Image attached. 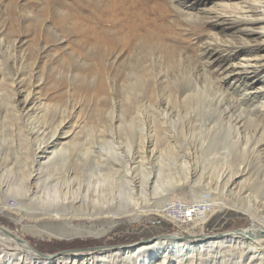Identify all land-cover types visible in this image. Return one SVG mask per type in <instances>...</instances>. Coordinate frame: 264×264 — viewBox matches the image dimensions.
Returning a JSON list of instances; mask_svg holds the SVG:
<instances>
[{"label": "rangeland", "instance_id": "1", "mask_svg": "<svg viewBox=\"0 0 264 264\" xmlns=\"http://www.w3.org/2000/svg\"><path fill=\"white\" fill-rule=\"evenodd\" d=\"M261 1L0 0V207L10 209L0 226L32 241L43 259L78 250H136L146 241L178 242L182 234L221 242L217 255L190 264H249L250 244L241 236H250L249 214L264 227L261 133L248 112L233 108L234 97L220 109L211 73L196 66L201 54L213 64L231 61L224 48L240 38L235 6ZM127 12L144 19L129 20ZM212 33L224 35L221 44L210 42ZM26 99L33 101L27 119L16 110ZM53 133H62L60 144L49 161L41 160L37 150ZM246 170L241 200L227 194L225 211L207 213L203 231L190 220L185 230L151 213L137 222L124 215L92 223L66 219L64 225L26 221L19 232L11 209L19 206L30 220L65 198L75 199L68 213L78 216H112L131 196L141 210L177 198L200 204L214 193L217 175ZM232 236L241 244L230 250ZM254 236L264 239V231Z\"/></svg>", "mask_w": 264, "mask_h": 264}, {"label": "bare ground", "instance_id": "2", "mask_svg": "<svg viewBox=\"0 0 264 264\" xmlns=\"http://www.w3.org/2000/svg\"><path fill=\"white\" fill-rule=\"evenodd\" d=\"M232 1L247 2V0H232ZM235 11L237 12L236 17H237V23L239 24L236 33L240 38L233 39L230 43H227L228 46H225L224 48L226 52H229L232 55L233 59H231V61L226 63L213 64L211 62L206 61L205 55L201 54V57L198 58L196 69L201 73H205V74L211 73L210 75L211 79L214 81V90L216 92V96L218 97L217 104L219 105L221 110L227 104L231 105L232 100L230 103H227L226 97L232 99L234 97L235 98L233 100L234 104L232 103L234 106L233 108L237 112L240 110L246 111V113L248 112L251 115V117L254 118L258 130L261 133L260 138L262 137L257 153H260V155H262V152H264V2L261 1L256 4L247 3L245 5H236ZM124 15H127L129 20L131 18H132L131 20L142 18L141 16L136 17L137 15L132 16V14H130L129 12L124 13ZM259 29H261V31H259ZM248 34L251 35L249 38H246L245 36H247ZM93 35L96 38L102 37L101 39L103 42H108L110 40L109 38H107L106 35L102 36L100 33H98L97 30H93ZM222 38H224V35L220 33H212L210 36V42L219 45L222 42ZM235 40H239V42H235ZM236 81H239L240 84H237ZM242 81H246L244 82L245 84H243ZM258 82H261L262 84L261 86V90L263 91L262 93L256 92L258 91L256 90L257 89L256 84ZM253 92L256 93L254 94ZM29 94L31 95V92ZM258 101H260L258 104L259 107H256L255 103H257ZM32 103H33L32 100L26 99L25 101L19 102L18 106L16 107L17 109L16 108L15 109L20 112L22 117L27 119L28 115L31 113L30 109L32 108L31 107ZM228 108L229 110H231L232 107L230 108L229 106ZM245 108H247L248 110L252 108L254 111L252 109L251 111H248ZM227 112L228 111H226V113ZM228 119L231 118L228 117ZM235 121L232 122L236 124L238 120L236 122ZM228 123H230V121H228ZM63 129L64 128H62V130ZM46 133L48 132L46 131ZM61 134L62 133H57L54 136L50 137L48 141L42 143V145L38 148L37 152L38 155L41 156V160H48V161L50 160V155L53 153L54 149L58 147V145L60 144V137H62ZM253 150L255 151V149ZM247 173H248L247 170L239 171V173H237L236 175L228 178L227 176L224 175H217L216 179H214L215 189L212 188L214 193L209 191L211 192L209 195H210V199L212 200L209 201L202 198L200 199L202 203L206 202L207 204H209L208 205L209 211L207 212L208 214L214 213L216 210H219V212L225 211L222 202L227 194L231 196L234 195V199H235L234 201L241 200V196L243 195V193H241L240 183L243 181V179L246 178ZM209 185L210 184H208V186ZM191 194L193 195L194 200H198L196 191L193 190V188L191 189ZM211 195H213L214 197H212ZM71 199L65 198L64 202H62L59 207H55L56 208V209L54 208L55 210L52 209L53 211H47V212L44 211L37 214L35 212V214L33 215L32 218H30V220L25 219V217L27 216H24L18 210L19 206L16 208H11L13 211L16 212V215L15 214L14 215L15 218L17 219V224H16V226L18 225L17 230L21 232L20 227L27 224L26 221L34 225L35 223H43L44 221L50 219H52L53 222H57L59 225H64L62 222L66 221V219L67 222L71 224L74 223L73 221L74 219H78V218L85 219V221L92 223L97 221L98 219H105L108 217L112 219H117L118 217L120 216L122 217V215H124L130 217L134 222H137L148 214L151 213L161 214L166 205L165 203V205L162 208L156 207V209H152L155 207H149V205L148 206L146 205L148 208L146 210H141L138 207V203L135 196H131L129 199L130 200L129 205L125 206V208H123L124 205H121L122 207L119 209L120 212L116 214L111 213L112 216H110V213L107 212L80 214L78 216L77 214L68 213V210H70L71 208L74 209L75 199L73 200ZM224 201L226 202V199H224ZM119 207L120 206H118L117 208ZM243 208L245 209V207ZM259 209L260 208H255L254 209L255 213L260 212ZM9 210H4L3 207H0V218L1 216H5V214ZM65 210H67L66 211L67 213H64ZM249 216L251 218L252 227L248 233L247 232L245 233L249 234L250 236L246 237L245 235H241L243 236L245 241L249 243L251 246V247L249 246L250 248L249 264H256L258 260L260 261L259 263L264 264V248H262V245H264L263 244L264 239L262 238L258 239L257 236H254L264 231V227L259 226L256 223L255 219L257 217L255 216V214L253 216L252 213L249 214ZM188 220H190V222L195 226V228H198L201 231H203L202 227L200 226H203L202 224L208 221V215L206 214V216L203 218L187 219L185 222H178L176 224H178L180 229L186 230L191 225ZM7 233L8 234L10 233V237L7 236ZM176 237L178 239V242L166 243V242H159V240L152 242L146 241L136 250L134 249L135 247H126V246L125 248L123 247L112 248V250H107V249H103V250L100 249L95 251L93 250L94 252L88 250L87 251L78 250L71 253H66V252L62 253L60 254L62 257L59 259H56L58 255L46 256V258L43 259V257L40 254H38L37 251L35 250L32 241L26 240L23 236H20V233H16L15 231L12 232L9 229H7V227H3L2 225L0 226V264H170L172 263V260L175 261L178 260L179 264H190L192 262L191 260H194L195 257L197 256L200 259L207 256L208 253L217 255L219 251L218 245L221 244V242L211 241V238L209 240V238L205 236L193 235L191 238H189L181 234ZM213 238L215 237L213 236ZM235 239L236 236H232L231 238L227 239L228 240L227 243L229 244V247L227 248L229 249L231 248L230 250H233L232 248H234V246L237 249V247L241 244L240 241H234ZM208 240L209 243L206 242ZM98 256L102 260L100 262H98L97 260L94 261L93 258Z\"/></svg>", "mask_w": 264, "mask_h": 264}, {"label": "built area", "instance_id": "3", "mask_svg": "<svg viewBox=\"0 0 264 264\" xmlns=\"http://www.w3.org/2000/svg\"><path fill=\"white\" fill-rule=\"evenodd\" d=\"M203 197L205 200L210 199L208 194L203 195ZM208 205L206 202L198 204L194 203V201H184L180 198L171 199L166 203L162 214L170 222L176 224L178 222H185L187 219L205 217V214L209 211Z\"/></svg>", "mask_w": 264, "mask_h": 264}]
</instances>
